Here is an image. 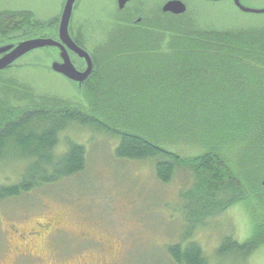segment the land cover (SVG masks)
I'll use <instances>...</instances> for the list:
<instances>
[{
    "label": "trees",
    "instance_id": "obj_1",
    "mask_svg": "<svg viewBox=\"0 0 264 264\" xmlns=\"http://www.w3.org/2000/svg\"><path fill=\"white\" fill-rule=\"evenodd\" d=\"M33 17L0 11V46L51 37L43 34L50 24ZM199 21L188 15L161 25L144 19L135 28L119 21L115 34L106 32L93 57L88 54L92 71L79 85L76 103L36 98L30 85L0 72V160L23 166L16 183L0 186V203L81 174L86 148L65 136L77 128L114 139L119 161H152L161 183L184 167L196 180L192 194H200L189 204L193 215L221 201L231 204L242 192L243 200L256 205L264 188L259 174L264 171V26L216 29ZM161 91L173 96L157 112ZM171 139L206 150L182 159L162 148ZM231 154H239L246 172L234 171ZM254 210L253 236L261 235L262 244L264 215ZM256 241L240 244L227 236L216 254L246 261ZM167 254L175 264H208L195 242L170 245Z\"/></svg>",
    "mask_w": 264,
    "mask_h": 264
},
{
    "label": "rangeland",
    "instance_id": "obj_2",
    "mask_svg": "<svg viewBox=\"0 0 264 264\" xmlns=\"http://www.w3.org/2000/svg\"><path fill=\"white\" fill-rule=\"evenodd\" d=\"M145 1L142 10L144 14H149L155 0ZM48 2L1 0L0 8L28 9L39 17H35L38 21L47 22L51 19ZM243 3L255 10L264 8V0H243ZM187 5L185 15L200 20L198 23L203 26L216 29L264 26V14H243L230 2L190 0ZM90 6L91 2L87 1V12ZM77 21L87 27L89 34H93L90 46L102 41L95 35L96 27H103L110 35H114V30L118 28L117 25L111 28L113 24L109 23V19L91 13ZM57 50L52 51L51 60L48 57L42 59L41 50H32L19 57L16 66L2 75L15 77L30 85L36 98L48 95L76 103L81 99L79 83L68 81L52 69L53 64L62 61L61 53L64 51ZM172 96L168 94L166 97L161 91L156 101V111L161 106L165 108L168 103L166 98L171 99ZM143 100L148 103L150 96L146 95ZM146 106L149 109V104ZM217 118L222 119V115ZM65 136L85 146V169L69 180L0 203V264H14L8 251L12 240L8 225L14 224L28 230L34 223L52 218L60 219L64 233L59 232L52 241L40 245V261L22 264H101V247L80 241L78 237L82 232L113 245L117 254L108 264H175L167 254V247L188 242L200 246L208 264H264L261 235H254L259 242L253 236L254 209L260 208L264 215V188L260 195L257 194L259 198L254 206L250 205L249 199L243 200L246 193L242 192L231 204L221 201L217 206L207 207L203 213L193 215L188 207L198 202L200 194H192L196 180L184 167H180L171 181L164 184L156 179L152 161L117 160L113 153L114 139L77 128L69 130ZM61 143L63 146V139ZM162 148L182 159L198 157L206 150L196 143L174 140L163 142ZM238 155L231 154L229 157L234 171L243 174L247 167L243 163L244 168L240 169L242 159ZM13 161L0 160V186L16 183L22 174L23 166ZM259 174H262L260 184L262 182L264 186V171ZM188 193L193 199H187ZM227 236H232L240 244L256 241L257 246L246 261L233 254L219 257L216 251Z\"/></svg>",
    "mask_w": 264,
    "mask_h": 264
},
{
    "label": "flooded vegetation",
    "instance_id": "obj_3",
    "mask_svg": "<svg viewBox=\"0 0 264 264\" xmlns=\"http://www.w3.org/2000/svg\"><path fill=\"white\" fill-rule=\"evenodd\" d=\"M1 1V0H0ZM48 13L51 14V19L47 22L50 24L49 28L43 34H49L51 37L49 38H38L45 42L40 48L34 49L36 51L41 50V58L45 60L46 57L52 58V51L59 48L66 52L67 57L69 58L70 63L73 65L75 70L79 73H84L86 71V62L85 60L79 58L78 54L69 50L67 45L60 40V24L62 18L65 16L67 12L68 6H70L69 10V22H68V36L73 41V43L85 51L90 57H93V47L90 46L89 41L92 39V33L89 34L87 27L82 25L80 21H77L78 18H83L87 13L95 14L96 17L109 19L114 28V25H118L119 21L122 23L123 20L127 21V26L134 25L135 27H139L138 25L145 21L154 24L158 22V25H161L162 22L167 18H180L185 16L188 11L187 2L190 0H155L154 4L151 5V9L149 14L143 13V8L145 7V0H130L122 5H120L119 0H48ZM90 1L91 6L88 12L85 10L86 2ZM172 1H180L186 7V12L182 15H174L172 13H168L163 11L164 6ZM198 1V0H197ZM204 3H220V2H229L230 0H224L220 2H213L210 0H199ZM0 11L7 12H25L39 18L35 13L29 11L24 8L17 9H2ZM87 18V17H86ZM37 20V19H36ZM119 20V21H118ZM40 22V21H39ZM96 33V34H95ZM95 35H98L99 40L104 38L105 29L103 27L95 28ZM27 41V40H26ZM24 42V41H23ZM91 49H89L90 47ZM58 51V50H57ZM92 52V53H91ZM61 61V60H60ZM17 59L14 60L7 68L1 70L0 72H8L16 66ZM63 78H65L63 76ZM67 79V78H65ZM69 81V79H67ZM64 229H62V224L60 219L52 218L46 219L43 222H36L32 225L28 230L21 229L17 225L11 224L8 225V233L11 235V243L9 244V253L11 254V258L14 264H22V263H30L35 261H40L41 258L38 255V250L40 249V245L42 243H47L53 240V237L59 233H64ZM79 240L84 244H94L96 247L99 245L101 247V264H108L111 259H113L117 251L113 248V245L108 241H100V239H96L92 237L88 232H82L79 235Z\"/></svg>",
    "mask_w": 264,
    "mask_h": 264
},
{
    "label": "water",
    "instance_id": "obj_4",
    "mask_svg": "<svg viewBox=\"0 0 264 264\" xmlns=\"http://www.w3.org/2000/svg\"><path fill=\"white\" fill-rule=\"evenodd\" d=\"M130 1V0H119L120 5L123 3ZM213 2H220L224 0H210ZM230 5L233 8L237 9L239 12L243 14L249 15H261L264 14V8L261 10H255L243 3V0H230ZM69 10L70 6H68L67 12L65 16L61 20L60 24V40L65 43L69 50L73 51L74 53L78 54L79 58L85 60L86 62V71L84 73H79L75 70L73 65L70 63L69 58L65 52L62 54V61L60 63H56L52 65V69L64 76L65 78L79 83H83L91 74L92 71V62L89 55L78 48L73 41L68 36V22H69ZM163 11L168 13H172L174 15H182L186 12L185 5L180 1H172L167 3ZM45 45V42L40 39H31L24 42H20L17 44H10L0 46V71L7 68L14 60L18 59L19 57L23 56L24 54L42 47Z\"/></svg>",
    "mask_w": 264,
    "mask_h": 264
}]
</instances>
